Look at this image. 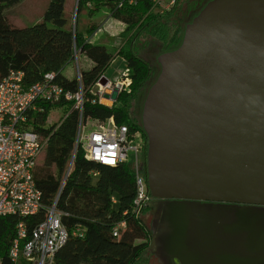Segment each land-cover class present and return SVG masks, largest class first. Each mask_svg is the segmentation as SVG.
I'll return each instance as SVG.
<instances>
[{
	"label": "water",
	"instance_id": "water-1",
	"mask_svg": "<svg viewBox=\"0 0 264 264\" xmlns=\"http://www.w3.org/2000/svg\"><path fill=\"white\" fill-rule=\"evenodd\" d=\"M155 60L140 106L150 250L162 264H217V251L264 264V0H208Z\"/></svg>",
	"mask_w": 264,
	"mask_h": 264
},
{
	"label": "trees",
	"instance_id": "trees-1",
	"mask_svg": "<svg viewBox=\"0 0 264 264\" xmlns=\"http://www.w3.org/2000/svg\"><path fill=\"white\" fill-rule=\"evenodd\" d=\"M11 0H0V5ZM70 0H48L42 16L27 25H11L7 17L0 14V76L9 71H21L23 85L29 86L41 80L45 74L53 75V82L58 84L63 93L53 102L38 103L41 110L30 113L22 128L35 131L46 139L42 159L33 169V180L41 197L49 199L55 191L60 175L68 158L73 142L76 115L74 100L65 97L71 91L74 76L71 69V39L69 37ZM181 1V0H180ZM188 2L189 0H183ZM198 3L183 22H188L205 5L208 0ZM176 5L160 14L153 11V0H78L76 8V29L74 45L78 55L81 76L102 74L116 56L126 59L130 69V90L120 92L112 105L101 103L87 88L83 89L81 121L94 119L104 121L112 116L116 123H126L133 129H140L147 137L140 122V106L146 88L154 81L158 66L156 62L142 59L140 48L151 47L158 53L177 47L183 36V27L177 25L173 13ZM114 19L123 27L117 33L103 28L106 19ZM182 22V23H183ZM181 24V23H180ZM80 54L84 59L80 60ZM138 106V115L131 110ZM107 168L112 176L106 178L103 185H91V169ZM146 177V151L143 159ZM73 172L77 180H66L67 194L64 207L70 212L63 215L61 222L67 231L78 227L84 232L83 239L101 240L107 243H119L129 247V253L115 264H140V256L148 250L150 240L136 241V235L130 228L133 222L142 226L150 234L143 214L149 212L152 218L154 205L142 210L138 219L123 215L130 212L135 186L133 174L128 165L111 167L95 166L87 163L80 146L74 155ZM116 203H111V196ZM42 218V212L28 215L22 220L27 230ZM127 218V219H122ZM18 216L0 215V264H19L10 256V248L17 238ZM126 221V226L119 236L112 234L114 225ZM65 257L58 253L53 256L51 264H64Z\"/></svg>",
	"mask_w": 264,
	"mask_h": 264
},
{
	"label": "built area",
	"instance_id": "built-area-1",
	"mask_svg": "<svg viewBox=\"0 0 264 264\" xmlns=\"http://www.w3.org/2000/svg\"><path fill=\"white\" fill-rule=\"evenodd\" d=\"M176 3L177 0H153V11L163 14ZM74 33V29L72 33L69 30L72 47L70 63L76 80L74 79L72 90L64 93L66 98L74 100V140L55 191L47 200L41 197L33 180V169L38 156L44 151L46 139L22 126L30 113L42 109L38 103L55 101L63 90L53 82L51 73L45 74L41 80L29 86L23 85L21 71L11 70L7 75L0 76V215L12 214L21 219L16 226L17 238L10 248L11 258L19 264H51L53 256L65 246L70 235L84 237V232L78 227L71 232L67 231L61 219L70 212L65 207L58 208L61 194L66 188V180L74 169V155L78 146L82 149L85 161L91 165L130 167L135 194L130 212L124 211L123 215L138 219L142 210L153 200L148 191L141 161L146 151V140L142 131L133 129L126 123H116L112 116L104 121L92 119L88 129V120L82 124L84 88L74 45ZM116 58L120 60L122 67L115 69L113 77L109 78L103 72L88 87L101 103L104 100L114 102V95L118 96L120 92L130 90V69L127 61L122 56H116L110 63H114ZM103 77L106 81L100 84ZM90 174L91 177L97 175V168L91 169ZM110 198L114 205L116 197L112 195ZM38 212H42V218L27 230L22 219ZM125 226V220L117 222L112 229L113 236H119Z\"/></svg>",
	"mask_w": 264,
	"mask_h": 264
},
{
	"label": "rangeland",
	"instance_id": "rangeland-1",
	"mask_svg": "<svg viewBox=\"0 0 264 264\" xmlns=\"http://www.w3.org/2000/svg\"><path fill=\"white\" fill-rule=\"evenodd\" d=\"M48 3V0H11L8 3L0 5V14H4L7 17L8 22L13 26H24L38 20ZM197 0H189L184 2L179 0V4L173 13L176 19H178L177 25L181 28L185 19V14L189 13V9L197 5ZM69 8V24L68 29L73 31L76 29V0H70L68 3ZM183 22V23H182ZM181 23V24H180ZM105 28L108 31L118 32L120 30V23L114 19H106L103 22ZM121 27H123L121 25ZM185 27V26H184ZM139 56L148 61L149 63L154 61L159 54L158 51H154L151 47L140 48L138 51ZM84 59V56L80 54V60ZM122 63L118 59L116 63H109L107 68L104 70V73L107 77L112 78L116 68H121ZM72 69V67H71ZM73 72V70H72ZM74 76V75H73ZM100 78V76H99ZM93 75H83L82 77V86L83 88L89 87L94 81ZM76 80V78H75ZM102 80V79H101ZM78 82V80H77ZM100 84L101 81H100ZM108 104V103H107ZM109 105V104H108ZM131 110L134 112V115H138V106L135 104L131 107ZM92 119L88 120L87 129L90 128V123ZM43 152L38 156L37 162L42 159ZM144 157L141 158L143 161ZM98 174L91 177V185H103L106 178L112 176L107 168H97ZM77 180V175L75 172H71L67 178L68 182H74ZM67 194L65 189L60 197L58 203V208H64V200ZM144 221L147 222L148 227H150L151 214L147 212L142 215ZM130 228L136 235V241H151V234L148 235L146 229H142V226L133 222L130 225ZM149 249V248H148ZM150 251V250H149ZM145 250L140 256V264H156V255H153L151 251ZM129 253V247L119 243H107L101 240H91L69 236L65 246L59 251V255L65 257L66 261L64 264H115L119 259L124 258Z\"/></svg>",
	"mask_w": 264,
	"mask_h": 264
},
{
	"label": "flooded vegetation",
	"instance_id": "flooded-vegetation-1",
	"mask_svg": "<svg viewBox=\"0 0 264 264\" xmlns=\"http://www.w3.org/2000/svg\"><path fill=\"white\" fill-rule=\"evenodd\" d=\"M143 171H144V169H143ZM156 201H157V199H155V198H153V200H152V202H151V205H154L155 203H156ZM149 231H150V234H151V241H150V245H149V249H148V251L150 250V246H151V244H152V230H151V226L149 227ZM153 250L154 251H151V253H153V255H156L157 253L158 254H160V252H159V250H157L156 248H153ZM149 251V252H150ZM227 256H229L228 255V253H226V252H222V251H217V252H214V253H212L211 255H210V257H212V260L214 259V260H219L218 261V263L217 264H224L225 263V261H226V258H227ZM156 264H162L160 261H159V259H158V257L156 256ZM175 264H179V262H178V260L177 259H175Z\"/></svg>",
	"mask_w": 264,
	"mask_h": 264
},
{
	"label": "crops",
	"instance_id": "crops-1",
	"mask_svg": "<svg viewBox=\"0 0 264 264\" xmlns=\"http://www.w3.org/2000/svg\"><path fill=\"white\" fill-rule=\"evenodd\" d=\"M120 29H122L121 24H120ZM110 33H111V31H110ZM111 34H112V33H111ZM117 60H118V59L116 58L115 61H114V63H116ZM114 63H113V64H114Z\"/></svg>",
	"mask_w": 264,
	"mask_h": 264
},
{
	"label": "bare ground",
	"instance_id": "bare-ground-1",
	"mask_svg": "<svg viewBox=\"0 0 264 264\" xmlns=\"http://www.w3.org/2000/svg\"><path fill=\"white\" fill-rule=\"evenodd\" d=\"M104 82H105V79H102V80H101V83L103 84Z\"/></svg>",
	"mask_w": 264,
	"mask_h": 264
}]
</instances>
